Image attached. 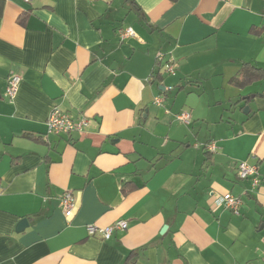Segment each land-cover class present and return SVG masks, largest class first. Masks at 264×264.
<instances>
[{"label": "crops", "instance_id": "0c3cea01", "mask_svg": "<svg viewBox=\"0 0 264 264\" xmlns=\"http://www.w3.org/2000/svg\"><path fill=\"white\" fill-rule=\"evenodd\" d=\"M246 63L264 68V0H0V264H264V186L238 176L264 175ZM55 106L85 130L49 132ZM226 192L239 213L214 205Z\"/></svg>", "mask_w": 264, "mask_h": 264}, {"label": "built area", "instance_id": "2783aa9c", "mask_svg": "<svg viewBox=\"0 0 264 264\" xmlns=\"http://www.w3.org/2000/svg\"><path fill=\"white\" fill-rule=\"evenodd\" d=\"M26 2L30 3L32 0H25ZM119 33L121 38L124 39L130 36H137L133 27L121 28L119 29ZM157 60L162 63L164 60V55L159 54ZM164 70L168 74H175L176 73V62L173 58L168 59L165 61ZM22 77L18 73H12L8 79V85L6 87V95L10 99H14L19 85L21 83ZM172 89V86L165 87V90ZM155 102L159 105H162L164 102V98L161 95L156 96ZM178 119L182 120L183 122L189 123L190 122V114L186 111H183L176 115ZM48 129L49 132L52 133H73L75 131L82 132L85 130V127L88 124L87 118H80L74 119L66 110L55 106L49 114L48 120ZM210 148H215L214 145H210ZM238 176L241 179H248L251 178L253 185L264 186V175L260 173L259 168L257 165L250 164L247 161H241L238 165ZM213 202L215 206L225 207L231 209L235 213L240 212V208L242 205V199L240 196L234 195L230 192H226L223 194H219L214 196ZM61 206L64 209L65 215L67 217L73 216L75 211L77 210V199L72 191L67 190L61 196ZM129 227V223L126 219H119L112 223L109 226L99 227L98 225L92 224L87 226V231L90 235L99 234L105 239H109L115 230H127Z\"/></svg>", "mask_w": 264, "mask_h": 264}, {"label": "trees", "instance_id": "16d2710c", "mask_svg": "<svg viewBox=\"0 0 264 264\" xmlns=\"http://www.w3.org/2000/svg\"><path fill=\"white\" fill-rule=\"evenodd\" d=\"M242 73L243 75L249 79H251L252 77L255 78L256 76H264V68H260V67H255L251 64H248L246 63L244 66H243V69H242ZM248 73H253L252 75H248ZM234 81H240L239 78H235Z\"/></svg>", "mask_w": 264, "mask_h": 264}, {"label": "water", "instance_id": "95a60500", "mask_svg": "<svg viewBox=\"0 0 264 264\" xmlns=\"http://www.w3.org/2000/svg\"><path fill=\"white\" fill-rule=\"evenodd\" d=\"M247 110H248V107H246L245 112H247ZM27 225H28V219H27V218H23V219L19 222L18 227H19V228H23V227H25V226H27Z\"/></svg>", "mask_w": 264, "mask_h": 264}]
</instances>
